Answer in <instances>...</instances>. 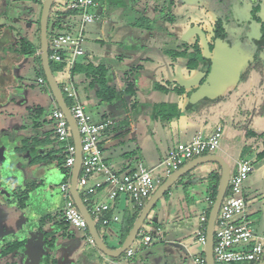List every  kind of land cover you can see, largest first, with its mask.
I'll use <instances>...</instances> for the list:
<instances>
[{"label":"crops","instance_id":"crops-1","mask_svg":"<svg viewBox=\"0 0 264 264\" xmlns=\"http://www.w3.org/2000/svg\"><path fill=\"white\" fill-rule=\"evenodd\" d=\"M58 1L63 2L65 0ZM104 1L107 5L118 7L121 11L125 9H130V11L126 13L120 12L119 16L114 19L104 17L103 14L102 16L100 15L102 10L101 5L104 3L100 5L95 1L97 6L93 10V14L99 20L92 24H96L99 31L95 36L86 37L84 43V46H86L84 48L85 55L83 58L78 59V64L90 63L94 66H102L106 70L104 78L108 86H115L120 92L124 88L127 74L134 71L132 74V79H135L136 82L134 96L129 99L120 94L112 102H102L96 97L98 86L92 83L95 81L93 78H86L84 74H70L69 78L65 77L72 82L77 93V98L85 111L87 108L99 111L97 112V121L94 122L102 120L113 122V125L103 133L101 138V150L104 162L113 170L120 173L128 172L137 163H142L152 169L155 174L160 171L162 162L178 144L189 143L192 137L197 134L208 135L217 125L222 127L223 136L219 149L210 155H218L227 162L231 169L230 173L234 168L236 160H247L246 152L256 144V141L264 142V116H259L257 112H255L256 114L253 113L259 108L261 100L264 97V91L258 85L257 79L252 76L248 77L245 81L235 83L232 87L226 89V91H220L218 93L220 95L214 99L208 97L203 100L202 98V100L191 103L189 101L190 91L188 89L184 90L176 83L177 81H188L192 78L194 72L186 68V58L174 55L175 46L171 41L172 26L168 20V2L163 0V7L160 8L159 1L162 2L161 0H154L155 5L152 3L153 0H149L148 6L150 8L148 7L149 12H147L146 9H143L144 0ZM24 2L30 3L22 1L23 4ZM152 4L154 5L153 8ZM1 5L2 1H0ZM159 11L161 15H159ZM136 12L137 18H134V20L136 19L137 22L139 20V23L131 24L127 22L126 19L132 17ZM40 13L41 10L39 11V19ZM159 17H162V21L158 26L156 20ZM78 20L77 16L73 18L63 17L61 28L56 30V33L57 31L63 32L75 27L78 24ZM130 20L131 22L133 21V19ZM147 24L149 25L146 26ZM150 24H154L159 31L154 30L153 27L149 28ZM106 42L108 43V47L105 50L103 48L106 46ZM115 48L119 53L113 51L116 50ZM177 60L182 62L178 64ZM123 63L130 64L124 66ZM177 65L181 66L178 67L181 68L182 75H188L182 76L180 72H176ZM35 68L37 70L38 66H35ZM3 70L4 64L0 66V87L2 88L6 86V84H3L4 82H2L1 77L6 75L3 73ZM141 78L147 79L146 87H142L143 80L140 83ZM158 86L160 89H156ZM139 92H143L146 98H150L153 94L160 92L166 94L173 93L176 96V100L162 103L154 102L151 113L136 112L130 115L128 113L130 104L134 106L136 102L138 104L142 102V99L141 101H137ZM48 94L51 106L53 108L57 107L51 94ZM39 100L32 103H29L27 100L22 105L23 109L31 113L39 112L41 114L42 106ZM151 104V102L144 101L141 106L144 108L143 106H151ZM161 104L175 105L176 116L169 120L160 118L158 106ZM11 110L10 106L7 108L5 106L0 107V112L3 113L4 111L5 117L8 118L5 124L2 125L0 123L1 130L3 132L11 130V137L6 138L1 136L0 138V175L1 173L5 174V171L8 173L6 180L14 190L19 188L29 189L26 193L27 197L22 202H18V200L16 202L17 206L20 207L19 211L22 212L28 208H33V213L30 210L28 215H18L12 230L6 229L4 223L3 225L1 223L7 233L2 235L3 242H0V264H59L62 261L65 264L187 263L184 260V255L188 254V249H191L192 245H200L195 240L201 218H206L207 225V213L208 211L210 212L209 209H211L213 204L211 201L213 179L210 175L220 178V167L218 164L207 162L196 166L181 176L168 190L167 195L165 194L166 196L164 195L150 211L147 217L151 220L163 222L162 227L165 226L166 228L164 238L160 242L163 246L161 254L149 259L144 258V256L137 257L133 252L132 257L129 258L125 253L119 258H111L101 253L94 243L91 244L88 241V239L92 240L89 231L87 236L80 232L84 239V241H81V239L75 237L73 228L64 227L62 218L56 216L59 211L63 210L64 200L59 203L61 207L58 209L55 207L54 209L53 205L55 202H52L50 197L48 206L38 208V213H35L36 206L31 205L33 202L31 198L28 200L30 190L34 187L31 183L36 180L40 185H43V178L46 175L58 177L60 184L64 182V174L60 167V153H57L61 146L55 139L54 132L49 133L47 131L46 125H50V118L44 121V127H39L35 131L33 137H22L20 140H15V135L20 132L21 126L14 120L13 112L10 113ZM154 118L160 121H154ZM120 122L122 125L126 123L129 131L135 134L134 141L130 145L132 148L127 151H123L120 148L118 133L113 128L115 124ZM123 131L121 129L119 133H123ZM248 131L253 132L252 137L246 136ZM34 138L37 139V145L34 146V150L32 151L31 145L27 141H31ZM19 142H21V145L18 144ZM23 143L26 144V147H23ZM17 151H20L19 153L21 154L23 153V157L18 156L16 159ZM261 152H264V150L256 154V159H258ZM10 153L14 155L10 156ZM19 157L20 161H18ZM190 161H187L185 164ZM15 167L20 176L18 180L15 179L14 175L16 173L14 171ZM253 172L254 170L251 173ZM202 173H206V176L201 178ZM158 175L160 174H155V176ZM165 179H158L156 189L164 183ZM43 191L45 198L46 196L48 198V192ZM93 200L105 201V192L99 190L93 197ZM84 205L86 207V204ZM142 209H140V212ZM133 215L134 209L128 199L124 196H119L115 201L110 202V209L104 215L110 219L117 217V221L111 220L109 225L102 226L98 220L92 218L96 227L101 226L104 228L100 227L106 240L100 234L99 227L97 230L109 249L120 247L130 231L127 228V221H131ZM246 216L249 217L247 214ZM136 219H134V222ZM249 221L253 226L255 234L264 238L256 232L253 222ZM32 223H38L35 229H32ZM45 224L47 225L45 226ZM48 226L49 228H47ZM106 228L107 230L109 228L112 229L111 235H115L114 240L113 238L107 239L110 236L105 232ZM157 228L161 232V228L159 226ZM106 241H109L108 243L110 244ZM3 244L6 246H3ZM200 247V253L203 254L204 247L201 245ZM7 249H9L8 252ZM174 251L178 253L177 256L172 254ZM263 261L264 258L258 263Z\"/></svg>","mask_w":264,"mask_h":264},{"label":"built area","instance_id":"built-area-1","mask_svg":"<svg viewBox=\"0 0 264 264\" xmlns=\"http://www.w3.org/2000/svg\"><path fill=\"white\" fill-rule=\"evenodd\" d=\"M97 4L95 0H65L57 5L66 11L76 12L79 19L78 28L72 27L66 31L55 33L48 40L49 61L64 64L65 71L58 72L61 81V91L70 100L68 106L76 123L80 135L82 164L77 181V191L86 204L92 218L98 220L102 226H107L117 217L106 218L104 215L110 209V202L119 196L128 199L133 209H142L151 194L156 189L158 178L154 171L142 163H137L128 172H116L109 167L102 158L101 138L111 126L110 120L93 122L77 98L76 90L70 79V70L78 64V59L85 55L83 26L98 21L93 14ZM67 77V78H65ZM38 84H44L38 78ZM55 139L64 147V167L68 170V178L60 184L63 196V219L73 229L87 236L88 228L83 217L77 210L70 197V175L75 161V147L68 124L63 112L57 107L51 114ZM223 129L217 125L208 135L197 134L187 144H178L165 158L161 166L165 177L180 169L187 161L197 157L213 154L220 147ZM252 165L248 160L235 161L230 173L227 192L220 206L213 242V259L215 264L258 263L264 255V238L257 236L251 222L246 216L247 201L244 196V182L252 172ZM99 190L105 192V201H95L93 197ZM160 232L156 228V233ZM145 245L152 241V236L140 229ZM206 218H201L196 232V241L205 246ZM88 238V237H87ZM92 244V240L88 239ZM126 256L132 257L129 248ZM193 264H206L204 256L195 257Z\"/></svg>","mask_w":264,"mask_h":264},{"label":"rangeland","instance_id":"rangeland-1","mask_svg":"<svg viewBox=\"0 0 264 264\" xmlns=\"http://www.w3.org/2000/svg\"><path fill=\"white\" fill-rule=\"evenodd\" d=\"M0 1H3V0H0ZM22 1H27L30 3L24 2L23 4ZM95 1L100 5L104 3L103 5H101L102 10L100 13V15L102 16L103 14L104 17H108V18L111 17L112 19H114L119 16L118 14L120 12L126 13L127 11H130V9H125L121 11V9H119L118 7H115L113 5H107L104 0H95ZM43 2L44 0H6V2L0 6L1 7L0 8V66L4 64L3 73L6 74L5 76H1L2 82H4L3 84H6V86L4 88L0 87V107L5 106V108H7L8 106H10V108L12 109L10 113L13 112L14 120H16L18 124H20L21 126L20 132L17 135H15V140H20L22 137L24 138L33 137L35 135V131H37L39 127L42 128L44 121L47 118H50V122H51V123L49 122L50 125H46L47 131L51 133L54 130L53 123L51 120V114L54 108L53 106H51L48 100L49 92L46 91V86H45L46 84L37 83L38 71L36 70L35 66H38L36 57L39 51L36 52L35 56L33 57H25L16 51L22 39H25L26 41L30 42L32 45H34V47H38V44H39V31H38L39 30V25H38L39 11L41 10V6ZM148 3H149V0L143 1V4H144L143 9L144 10L146 9L147 12H149ZM30 5H32L33 8L32 6L30 7ZM186 5L187 4H185V6ZM190 7L191 6L188 7V10H191V9L193 10V7H191V9ZM34 11L36 14L34 13ZM184 11H185V7L181 10V12H184ZM196 17L202 18L200 16V13L197 14ZM134 18H137V12L132 17H129L126 20L127 22L131 24L139 23V20L137 22V20L136 19L134 20ZM130 19H133V21L131 22ZM192 20L195 21V19H192ZM77 23H79V20L77 21ZM183 23H180V24L178 23L180 26L179 32L181 33L188 26V24H183ZM140 24L143 25L142 23ZM51 25H52V19H50L49 21V28H50L49 32L51 31ZM148 25L149 24H147L146 26ZM157 25L159 26L160 24H157ZM78 26L79 25L77 24L76 29L78 28ZM151 27H153L154 30L159 31V29H157V27H155L154 24L152 25L150 24L149 28ZM173 30L174 29L172 28V31ZM98 31L99 29L96 24L89 23L83 26V35L85 39L86 37L89 38V36H95L96 34H98L97 33ZM185 33L181 36L182 40L184 39ZM192 39L193 40L189 41L188 43H185L183 48H188L189 46H192L194 38ZM105 45L106 46L103 49L106 50L108 47V43L106 42ZM85 47L86 46H84V48ZM113 51L115 53L116 52L119 53L117 49ZM181 62L182 61L177 60L178 64ZM123 64L124 66H126L127 64L129 65L130 63H123ZM178 66L180 65L176 66L177 67L176 72L181 73L182 72V70H180L181 66L180 67ZM55 75H58V74H55ZM185 75H188V74H184L182 76H185ZM142 80H143L142 87H146L147 79L141 78L140 83H142ZM39 95H40V100H39ZM63 96L64 98H66L65 94ZM141 99H142V102L140 104H138L137 102H136V105L134 106L130 104V106L128 107V113L130 115H133L136 112H143V113L150 112L151 113L153 110L152 107H153L154 102L155 103L172 102L176 100V96L173 93L166 94V93L160 92V93L153 94L150 98H146L143 95V92H139L137 96V101H141ZM27 100L29 101V103L39 100L42 106L41 114H39V112L31 113L30 111H25L22 105ZM67 100L70 102L68 98H66V101ZM144 101L151 102L152 103L151 106L147 105V106H143L144 108H142L141 105L143 104ZM85 112L86 114L89 115V117L91 118L93 122L97 121V112L99 111H95V109H92V108H89V109L87 108ZM7 119L8 118L5 117L4 111L3 113L0 112V123L2 125L6 123ZM153 120L154 121L157 120L158 122L160 121L157 118H154ZM153 120L152 122H154ZM123 125L120 122L118 124H115L113 128L118 133V136H119L118 139L120 141V148L123 151H127L132 148L130 145L134 141L135 134L134 132L129 131V128L126 127V123H124ZM110 127H108V129ZM1 128L2 127L0 126V138L1 136H4L6 138L11 137L10 136L11 130L3 132ZM121 129L124 130L123 133H119ZM20 143L21 142H19L18 144L21 145ZM60 146H63V145L60 144ZM263 150H264V142L256 141V144H254V146L251 147L248 150V152L245 151L247 153V160L251 162L254 172L251 173L244 182V196L248 204L246 211H245V213L249 215V217L247 216L248 220H251L253 222L256 232L259 235L264 237V155L261 156V158L259 159L255 158L256 154ZM19 152L20 151L16 152V159L18 156L23 157V153L21 154ZM13 155H14L13 153H10V156H13ZM20 157L18 161H20ZM14 169H15L14 171L16 172L14 174L15 179L18 180L20 178L18 170L16 167ZM159 170L160 171L155 173V174L157 173L160 174L157 176V178L161 180L165 179L163 168ZM203 176L205 177L206 173H202L201 178ZM44 177L45 178H43V183H44L43 185H40V183H38L36 180H34L31 183L32 186L34 187L33 189L30 190V195L28 197V200L29 198H31L33 201L31 205H33L34 207L36 206L35 213H38L37 211L38 208H43L44 206L45 207L48 206L50 197H51L50 198L51 201L55 202L53 205L54 209L55 207L56 209L61 207L59 203L64 200L59 190L60 189V179L58 177H55L54 175H46ZM10 190H11L10 186L8 187L5 193H3L4 190H2L3 195L10 197L9 196ZM22 190H23L22 191L23 193L19 190L15 194V197L18 198V202H22L24 198L27 197L26 193L29 191V189L27 190L22 189ZM43 190L48 192V195H49L48 198L47 196L45 198ZM8 206L4 210L5 216L1 218L2 219L1 223L2 225L4 223V227L6 229L9 228V230H12L14 226V222L16 221V218L18 215H21V214L28 215V213H30V210L33 213V208H28L22 212L19 211L20 207L17 206L16 201L15 202L9 201ZM162 223L163 222L161 221L151 220L149 217L145 219L141 227V230H143L146 234L152 236V241L150 245L149 244L145 245L142 240V233L138 234V237L135 239V241L132 243L130 247L137 257L144 256V258L150 259V257L155 258L157 255L162 253L163 246L160 242L162 238H164V233L166 231L165 226L162 227ZM37 225L38 223H32L31 225L32 229H35ZM46 225L47 224H45V226ZM158 226L161 228V232L159 233V235H157L158 233H156V228ZM100 227L101 226H97V228L100 229L101 231L100 234L105 239L106 237L103 236V231H102V229L104 228L101 227L102 228L101 229ZM5 228L1 227V224H0V242L2 241L1 238H2V235H4L2 233L5 232ZM47 228H49V226ZM106 230L105 232H107V235L110 236V237H107V239L109 240L113 238L114 240L115 235H111L112 229L109 228L107 231ZM74 232H75L74 233L75 237H78L79 239H81V241H84L80 232H78L75 229H74ZM159 236L161 237V239ZM106 242L108 243L109 241H106ZM200 249L201 247L198 244L192 245L191 249H188L187 251L188 254L184 255L185 256L184 260L187 261L186 264H193L192 260L195 257L203 256L200 253ZM172 254L175 256L178 255V253L175 251ZM263 258H264V255H263ZM59 264H65V263H63L62 261ZM234 264H247V263H234Z\"/></svg>","mask_w":264,"mask_h":264},{"label":"flooded vegetation","instance_id":"flooded-vegetation-1","mask_svg":"<svg viewBox=\"0 0 264 264\" xmlns=\"http://www.w3.org/2000/svg\"><path fill=\"white\" fill-rule=\"evenodd\" d=\"M161 1H159L160 8L163 7V0ZM166 1L169 7L168 20L174 29L171 34V41L175 46L174 55L179 57L177 53H186L187 56L182 57L186 58V68L194 72L192 78L202 77L199 85L191 88L189 98L193 97V100H202L203 98L205 100L211 97L214 99L220 95L218 94L220 91H226V89H229L235 83L245 81L251 76L257 79L260 87L264 88V0ZM152 3L156 4L154 0ZM153 4L152 8L154 7ZM185 4L187 5L185 6ZM189 6L193 7V10L191 7V10H188ZM148 7L150 8V6ZM184 7L185 11L181 12ZM158 13L161 15L160 11ZM199 13L202 18L196 17ZM192 19H195V21ZM156 21L157 24H161L162 17H159ZM178 23L188 24L182 33L179 32L180 26ZM192 28H197L204 33L209 46V53L204 52L199 35L192 34L187 36ZM184 33L185 40H182L181 36ZM192 38H194L192 46L183 48L185 43L193 40ZM196 50L200 51V57L205 60V64L203 63L196 69H189L187 66L188 57ZM221 52H233L240 60L237 76L227 84L218 82L213 78V64L217 54ZM208 64L211 65V71H209V67L207 68ZM201 73H205L204 76ZM262 105H264V97L261 100L259 108L253 113L256 114L255 112H258ZM4 173L0 175V224L2 222L1 218L5 216L4 210L8 206L9 201H17L18 198L15 199V194L17 190L22 191V188L17 190L11 188L6 180L8 173L6 171ZM9 186L11 189L9 196L11 198L3 195ZM2 190H4L3 193ZM3 246L6 245L3 244Z\"/></svg>","mask_w":264,"mask_h":264},{"label":"water","instance_id":"water-1","mask_svg":"<svg viewBox=\"0 0 264 264\" xmlns=\"http://www.w3.org/2000/svg\"><path fill=\"white\" fill-rule=\"evenodd\" d=\"M61 2L58 0H44L41 6V13L39 19V54L41 68L45 78V83L48 86L50 94L56 104V106L63 112L68 128L70 130L73 145L75 147V161L71 170L70 177V195L73 199V202L83 217L84 221L87 224L89 235L92 238L95 247L104 255H107L111 258H119L122 256L132 245L135 239L138 237L141 226L150 211L156 205V203L168 192L171 186L180 179L181 176L187 172L194 169L196 166L211 162L216 163L220 167V178L218 183V188L216 192L215 199L213 201L212 207L208 214L207 225H206V235H205V246H204V258L206 264H215L213 259V242H214V230L217 215L222 204V201L225 197L228 188V182L230 178V166L218 155H204L200 156L189 163L185 164L183 167L173 172L169 177H167L149 198L143 209L141 210L138 218L134 222L131 230L128 235L122 242L119 248L109 249L104 243L103 239L100 237L96 224L93 221L91 215L89 214L87 208L85 207L82 199L80 198L77 191V181L80 175L81 164H82V151H81V142L80 135L76 123L70 113L68 105L64 99L63 93L61 91L60 85L61 81L52 73L50 68V61L48 57V24L50 13L53 5H60ZM197 34L201 37L202 47L205 53H209V46L204 37V33L197 28L190 29L187 36ZM240 60L238 56L233 52H221L217 54V57L213 64V78L223 84H227L231 79H234L239 71ZM203 76L205 73H201ZM202 77L191 78L188 81H177L176 83L179 87L184 90H191V88L199 85ZM135 81V79H132ZM136 84V82H135ZM191 103L197 102L193 100V97L189 98ZM113 122L111 121V126ZM2 239V238H1ZM258 264H264V261Z\"/></svg>","mask_w":264,"mask_h":264},{"label":"trees","instance_id":"trees-1","mask_svg":"<svg viewBox=\"0 0 264 264\" xmlns=\"http://www.w3.org/2000/svg\"><path fill=\"white\" fill-rule=\"evenodd\" d=\"M6 2V0L2 1V4H4ZM57 5H53L51 13H50V19H52V25H51V31L49 32V24H48V40L55 34L56 30H59V28H61V24H62V18H69V17H75L77 16L76 12H71V11H66L64 10V8L58 7L57 10L55 12H53L54 8H56ZM39 25V23H38ZM39 31V30H38ZM16 51L25 56V57H33L35 56V53L39 51V44L38 47H34V45H32L30 42L26 41L25 39H22L20 41L19 47L16 49ZM177 55L179 56H185L186 53H177ZM187 56V55H186ZM37 59V65H38V78L43 79L44 84L45 83V78L43 75V71L41 68V62H40V54L37 55L36 57ZM205 64V60L202 59L200 57V51L196 50L193 54H191L188 57V61H187V66L189 69H196L199 68L202 64ZM209 67V71H211V65H207V68ZM50 68L52 70L53 74H57L58 72H63L66 70V67L64 64H56L53 62H50ZM132 73L127 74V77L125 78L124 81V88L122 90V92L118 91L116 89V87L114 86H108V84L106 83V80L104 78V76L106 75V70L102 67V66H94L90 63L87 64H76L75 66H73L70 70L71 74H84L86 78H93L95 81H93V84H96L98 86V89L96 91V97L102 101V102H112L115 99L118 98V96H120V94H123L125 97L127 98H132L135 94V88H136V84L135 81L132 80V74L134 73V71H131ZM91 85V84H90ZM46 86V91L50 93L47 84ZM160 89V87H156V89ZM66 101V98H64ZM67 105L69 106V101H66ZM158 109L160 111L159 116L160 118L164 119V120H169L172 119L174 116H176V106L175 105H166V104H161L158 106ZM257 114L259 116H264V105H262V107H260L259 111L257 112ZM247 137H252L253 136V132L252 131H248L246 133ZM36 138L32 139L31 141H27L28 144H30L29 146L31 147V150H34V146L37 145L36 142ZM35 141V142H34ZM58 142V141H57ZM26 143V142H25ZM24 143L23 147H26V144ZM36 143V144H35ZM59 143V142H58ZM61 144V143H59ZM22 147V148H23ZM60 153V167H61V171L64 174V181L67 180L68 176V170L64 167V158H65V154H64V147L61 146V148L58 149V152ZM260 156L258 157L261 158V156L264 155V152H261V154H259ZM211 178L213 179V184H212V188H211V201L213 202L216 196V192H217V188H218V183H219V177L218 176H212L210 175ZM210 210V209H209ZM140 213V209H134V215H133V219L130 221H127V228L128 231L131 230L132 226H133V222L134 219H136L138 217ZM209 213V211H208ZM207 213V216H208ZM56 216L61 217L62 218V222L64 227H69V225L64 221L63 219V210L59 211ZM206 216V217H207ZM9 251V249H7V252ZM6 252V253H7ZM203 255V254H202ZM254 264V263H252Z\"/></svg>","mask_w":264,"mask_h":264}]
</instances>
